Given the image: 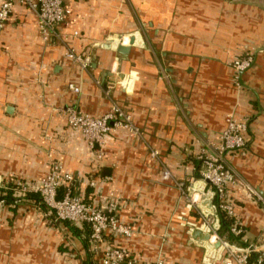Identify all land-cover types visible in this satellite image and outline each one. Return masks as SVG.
I'll return each mask as SVG.
<instances>
[{"label": "crops", "instance_id": "0c3cea01", "mask_svg": "<svg viewBox=\"0 0 264 264\" xmlns=\"http://www.w3.org/2000/svg\"><path fill=\"white\" fill-rule=\"evenodd\" d=\"M63 2L72 14L58 28L61 39L44 42L36 16L21 5L0 31V181L38 183L61 164L75 196L102 210L115 202L133 235L94 247L88 231L55 225L25 196L0 209V264H100L104 245L139 264H211L191 236L206 234L199 156L229 115L248 123L246 148L225 160L238 185L241 241L264 252V202L253 194L264 200V0ZM69 48L90 58L87 70L66 58ZM248 53L254 62L237 77L232 63ZM114 106L140 135L116 129L99 158L65 110L101 117ZM194 193L201 199L189 210Z\"/></svg>", "mask_w": 264, "mask_h": 264}, {"label": "built area", "instance_id": "2783aa9c", "mask_svg": "<svg viewBox=\"0 0 264 264\" xmlns=\"http://www.w3.org/2000/svg\"><path fill=\"white\" fill-rule=\"evenodd\" d=\"M17 5L24 6L36 16L38 30L44 42H49L53 38L61 39L62 36L58 28L67 24L72 14L71 8L67 7L63 0H1L0 31L5 27ZM65 56L84 70H87L91 65L89 57L77 54L73 49L69 48ZM253 62L254 55L248 53L241 60L232 63L237 77L250 68ZM69 89L75 93L81 92V89L74 84H70ZM65 115L69 126L83 135L90 149L95 150L96 146L99 147V158L102 157L105 136L116 129L122 128L136 136L140 135L139 130L133 125L131 115L117 106L101 117L82 114L73 107H68L65 110ZM247 130V120H240L234 115H229L226 120V128L218 140L208 142L199 156L202 164L200 177L215 192L219 211L232 221L230 233L240 239V241L232 242L227 235L220 236L213 228L214 219L203 216L201 228L211 234L209 242L211 244L220 242L218 249L205 250V260L211 264H264V252H258L254 245L245 246L242 244L241 237L244 229L235 208V192L238 188L236 175L225 162L228 155L246 148L245 134ZM153 156L157 157V152H154ZM168 174L169 172L166 171L165 175ZM73 181V175L65 172L61 164H54L48 176L38 183L28 184L17 179L8 182L0 181V190H2L0 192V209L19 205L22 202L21 199L28 193H36L43 204L47 206L48 212L55 222H68L73 227L88 231V241L94 247H99L101 243H104L107 236L130 238L133 235V228L122 223L117 217L115 202H110L104 210L87 203L84 199L73 194ZM89 186L96 187L95 179L90 180ZM190 189L195 191L194 185ZM8 191H13L14 204H10L6 199ZM60 192H62L61 198H59ZM253 194L264 202L258 193L253 192ZM200 199L199 193L197 195L194 193L188 202V209L198 208ZM253 254L256 255L254 262L251 261ZM100 264H139V262L130 257L125 249L104 245ZM156 264H164V259H159Z\"/></svg>", "mask_w": 264, "mask_h": 264}, {"label": "water", "instance_id": "95a60500", "mask_svg": "<svg viewBox=\"0 0 264 264\" xmlns=\"http://www.w3.org/2000/svg\"><path fill=\"white\" fill-rule=\"evenodd\" d=\"M132 41H133V39H132ZM106 46H107V44H106ZM108 48H109V44H108ZM128 50H129V47H125L122 45H120L117 48V52L122 54V55H126ZM207 187H208V184L204 182V187L201 190L205 194V197H204V200H203L201 206H199V211L205 217H214L215 218L213 228L216 232H219L222 228L223 222L221 220V215L218 211V208L213 205V201L215 198V192L210 190V189L207 190ZM195 188H196V185H194V189ZM190 191H193V190L191 189ZM191 236H192V239H194V241L200 243L201 247L206 251H213V250H216L220 247V242H218L216 244H211L209 242L211 234H208V233L203 234L202 232H199V231H192ZM197 238H201V239L198 241Z\"/></svg>", "mask_w": 264, "mask_h": 264}, {"label": "trees", "instance_id": "16d2710c", "mask_svg": "<svg viewBox=\"0 0 264 264\" xmlns=\"http://www.w3.org/2000/svg\"><path fill=\"white\" fill-rule=\"evenodd\" d=\"M11 185H12V184H11ZM1 191H2V190H0V192H1ZM13 196H14V195H13V191H8V192H7L6 199H7V201H8L10 204H14L15 198H14ZM24 199H25V198H22L21 201L24 202ZM26 199H29V200L34 201L35 203L38 204V206H40V207H42V208H44L45 210L48 211L47 206H46L45 204H43V202L41 201V199H40V197H39L38 194H36V193H28V194L26 195ZM22 202H21V203H22ZM221 219H222V222H223V223H222V228H221V230L218 232L219 235H220V236H225V235H227L228 238H229V240L232 241V242L240 241L239 238H236L234 235H232V234L230 233V226H231V224H232V221L229 220L228 218H226L225 215L222 214V213H221ZM64 224H66V225L69 226V227H72V229H73L74 231H77V229H75L70 223H68V222H64ZM76 234H77V233H76ZM255 260H256V255L253 254V255L251 256V261L254 262Z\"/></svg>", "mask_w": 264, "mask_h": 264}, {"label": "rangeland", "instance_id": "374dc122", "mask_svg": "<svg viewBox=\"0 0 264 264\" xmlns=\"http://www.w3.org/2000/svg\"><path fill=\"white\" fill-rule=\"evenodd\" d=\"M52 221L54 222L55 225L59 224V223L55 222L53 219H52Z\"/></svg>", "mask_w": 264, "mask_h": 264}]
</instances>
